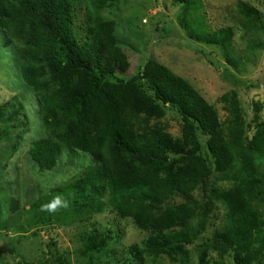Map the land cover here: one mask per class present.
<instances>
[{"label":"trees","instance_id":"obj_1","mask_svg":"<svg viewBox=\"0 0 264 264\" xmlns=\"http://www.w3.org/2000/svg\"><path fill=\"white\" fill-rule=\"evenodd\" d=\"M117 1L0 0L3 45L16 50L22 81L38 98L48 131L32 143L30 159L40 171L52 170L66 146L91 161L77 180L37 201L42 203L37 224L78 227L74 263L71 253L63 252L55 253L52 264H107L103 260L108 257L114 262L108 251L119 233L90 222L107 207L147 233L141 243L127 247L125 264L159 257L192 264L190 247L214 218L218 223L211 238L197 249L199 264H206L210 250L234 264H264L259 206L264 194L258 190L264 185H259L264 182V120L255 116L249 135L238 94L222 95L230 112L224 131L214 107L153 59L127 80L120 78L128 54L115 23L101 15ZM172 2L180 7L179 20L190 40L218 47L227 64L238 65L230 52L231 28L209 30L201 0ZM237 6L245 19H259L256 8L243 2ZM167 109L181 119L178 138L160 122ZM5 134L1 129L0 137ZM256 160L263 168L258 179L253 176ZM230 181L229 186L217 185ZM56 198L61 204L49 211L46 206Z\"/></svg>","mask_w":264,"mask_h":264},{"label":"rangeland","instance_id":"obj_2","mask_svg":"<svg viewBox=\"0 0 264 264\" xmlns=\"http://www.w3.org/2000/svg\"><path fill=\"white\" fill-rule=\"evenodd\" d=\"M201 1L209 30L232 29L230 52L237 58L238 65L227 64L218 47L190 40L179 20L180 7L172 0H118L105 7L101 15L115 23L117 39L128 54V64L119 77L127 80L148 59L160 62L188 81L214 107L224 131L230 112L221 97L236 92L242 119L249 125L248 134L252 135L255 116L264 120V0ZM238 2L256 8L259 19L247 20L241 16ZM5 38L0 33V105H5L0 130L6 131L0 137V264H52L55 253L63 252L71 253L74 263L77 245L74 234L78 227L37 224L36 212L42 205L37 201L51 189L77 180L91 163L90 157L63 146L57 166L44 171L30 159L28 150L32 143L46 137L48 131L38 98L22 81L16 50L3 45ZM160 122L173 138L180 137L181 119L176 113L167 109ZM253 163V176L258 179L262 163L259 160ZM263 183L260 181L259 185ZM217 185L229 186L232 181ZM258 190L264 194V185ZM195 194L202 198L200 191ZM259 206L264 218V200L259 201ZM90 222H97L102 228L112 227L119 233V240L114 241L108 251L114 259L112 264H125L127 247L147 237L146 232L131 222L118 219L109 207L94 214ZM217 223L218 220L212 219L204 234L190 247L192 264H199L197 249L208 242ZM51 240L55 241L54 247L49 246ZM108 260L109 257L103 261L110 264ZM205 261L206 264L223 261L234 264L230 257L222 258L212 250ZM146 264L171 263L159 257L148 259Z\"/></svg>","mask_w":264,"mask_h":264},{"label":"clouds","instance_id":"obj_3","mask_svg":"<svg viewBox=\"0 0 264 264\" xmlns=\"http://www.w3.org/2000/svg\"><path fill=\"white\" fill-rule=\"evenodd\" d=\"M61 204V200L59 198H56L51 204L47 205V209L49 211H56L57 206Z\"/></svg>","mask_w":264,"mask_h":264}]
</instances>
